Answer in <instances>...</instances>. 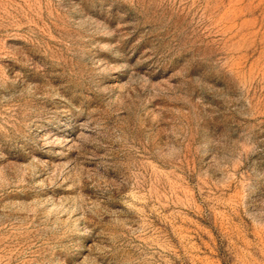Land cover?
Returning a JSON list of instances; mask_svg holds the SVG:
<instances>
[{"label":"rangeland","instance_id":"obj_1","mask_svg":"<svg viewBox=\"0 0 264 264\" xmlns=\"http://www.w3.org/2000/svg\"><path fill=\"white\" fill-rule=\"evenodd\" d=\"M0 264H264V0H0Z\"/></svg>","mask_w":264,"mask_h":264}]
</instances>
